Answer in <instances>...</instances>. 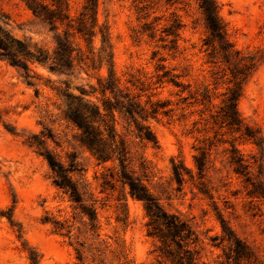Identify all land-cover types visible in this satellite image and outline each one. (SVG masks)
Returning <instances> with one entry per match:
<instances>
[{
  "label": "rangeland",
  "instance_id": "rangeland-1",
  "mask_svg": "<svg viewBox=\"0 0 264 264\" xmlns=\"http://www.w3.org/2000/svg\"><path fill=\"white\" fill-rule=\"evenodd\" d=\"M84 2L69 0L70 15L78 16ZM218 3L231 42L238 50L255 53L260 59L238 107L243 119L264 137V0ZM0 8L8 16L7 28L15 37L54 48L55 33L22 0H0ZM174 16L184 25L177 52L170 50L171 38L163 41V31ZM98 19L100 25L109 26L120 89L141 96L143 103H168L173 110L169 116L159 115L147 122L157 145L142 141L134 125L117 114L118 133L130 149L131 170L145 180L166 211L189 221L199 237L197 249L202 262L227 264L225 253L229 250L221 239V217L264 264V199L248 196L245 178L234 172L226 152L237 136L228 133L223 138L221 134L227 130L219 132L209 113L202 116L198 112L202 107L188 106L187 102L194 101H184L189 91L159 82L161 67L165 66L181 75L180 80L190 84V90L207 87L214 97L226 89L225 85L215 89L212 67L201 52L206 27L198 0H100ZM82 45L88 50L85 43ZM93 47L97 53L100 35ZM31 69L34 78L30 84L23 70L0 58V264H30L25 245L40 253L41 264H164L154 252L156 241L147 235L149 218L144 204L133 199L120 182L115 189L103 191L102 177L108 168L117 173V163L99 165L77 143L78 129L63 116V101L56 90L64 89L65 81L76 94L80 88L90 90L99 77H108V68L73 77L54 74L41 65H31ZM221 98L214 99L213 105H219ZM204 119L210 123L206 125ZM195 122H200L198 127ZM42 132L55 137L56 142L47 140V147L65 165L70 156L77 155L82 171L74 174L73 180L85 204L97 209L94 228L69 196L53 184L45 158L29 146L28 138ZM207 138L215 144L206 175L212 199L199 191L188 174L197 173L196 148ZM235 144L249 162L258 159L264 179V149L244 139H237ZM173 162L185 170L181 189L174 178ZM251 171L258 175V168ZM55 222L67 226L70 233L57 230Z\"/></svg>",
  "mask_w": 264,
  "mask_h": 264
},
{
  "label": "trees",
  "instance_id": "trees-1",
  "mask_svg": "<svg viewBox=\"0 0 264 264\" xmlns=\"http://www.w3.org/2000/svg\"><path fill=\"white\" fill-rule=\"evenodd\" d=\"M22 1L36 18L49 25L50 30L55 33V46L50 50L37 43L15 37L7 28L8 16L0 8V58L23 70L30 84L34 78L31 65H41L54 74L69 77L81 75L82 72L88 73L90 70L101 71L106 66L108 77H99L97 84L91 85L90 90L80 88V94H76L68 81L64 82V89L56 90L63 101L64 119L78 129L77 143L87 150L99 165L117 163V173L108 168V173L102 177L103 191L115 189L116 182H120L128 188L133 199L144 204L149 218L147 235L156 241L154 252L157 253L158 261L164 264H206L200 260L197 249L199 237L189 221L178 214L166 211L151 193L145 180L131 170L130 149L126 140L118 133L117 114L134 125L137 136L142 141L157 145L156 135L147 122L159 115L169 116L173 110L168 108V103L150 101L143 103L141 96H133L130 92L120 89L109 26L99 24L100 0H85L81 12L76 17L69 13V0H51L50 4L42 0ZM198 3L206 27L201 52L205 54L207 64L212 67L215 89L224 85L226 89L220 96L214 94V97L207 87L190 90L191 85H185L180 80L181 75L174 74L165 66L161 67L163 74L159 76V82L172 83L182 89L181 92L189 91V96L185 97L184 101H194L187 102L188 106L202 107L198 111L202 116L209 113L213 125L219 127V132L227 130L221 134L223 138L228 133L237 136L233 143L230 142L231 148L226 150L229 153V164L236 174L245 178L248 196L253 199H264L263 166L259 164L257 158L249 162L235 144L237 139H244L259 149H264V137L261 132L243 119L238 107L244 86L257 72L261 64L260 59L255 53L238 50L231 42L227 25L220 15L218 0H198ZM183 27L182 21L174 16L171 24L163 31L166 33L163 41L171 38L170 50L174 52L178 50V40ZM98 35L101 37V47L96 53L93 45ZM82 43L86 44L88 50L84 49ZM99 95L102 97L101 100H98ZM219 98L220 104L213 105V100ZM204 120L206 125L210 123L208 119ZM199 124L200 122H195L194 126L198 127ZM49 139L56 142L54 136L42 132L29 137L27 142L47 161L52 172L53 184L69 196L76 205L75 208L89 218L94 228L98 219L97 209L94 205L85 204L83 194L73 180V175L82 171L77 155L70 156L69 164L65 165L47 147ZM214 146L210 138L204 139L202 145L196 148L197 154L194 156L197 173L188 172L199 191L211 199L213 197L209 194L206 175L212 162ZM252 167L258 168V175L252 174ZM184 171L181 164L173 162V174L179 189L184 184ZM220 220L224 232L221 239L222 242L228 243L229 250L225 253L226 263L261 264L250 246L236 236L223 218L220 217ZM55 224L57 230H66L70 233L64 224L60 222ZM24 248L28 251L30 264H41V255L36 249L27 245Z\"/></svg>",
  "mask_w": 264,
  "mask_h": 264
}]
</instances>
